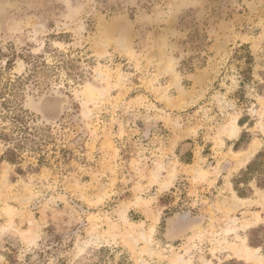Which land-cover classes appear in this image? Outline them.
Segmentation results:
<instances>
[{
  "label": "rangeland",
  "instance_id": "1",
  "mask_svg": "<svg viewBox=\"0 0 264 264\" xmlns=\"http://www.w3.org/2000/svg\"><path fill=\"white\" fill-rule=\"evenodd\" d=\"M262 166L264 0H0V264H264Z\"/></svg>",
  "mask_w": 264,
  "mask_h": 264
},
{
  "label": "trees",
  "instance_id": "2",
  "mask_svg": "<svg viewBox=\"0 0 264 264\" xmlns=\"http://www.w3.org/2000/svg\"><path fill=\"white\" fill-rule=\"evenodd\" d=\"M250 70L251 69L249 67L248 68V71H250ZM14 120H16V121L19 120L18 119V115L17 116H14ZM238 124L240 126H243L244 122H242L241 120H238ZM10 152L13 153L11 149H10ZM260 157H262V153L261 152H259V153L256 154V156L253 158L252 162H250L248 164V167L247 168L248 169L251 168L253 166L251 164H254V162L256 161V159H261ZM8 160L9 161H13L12 158H9ZM258 173H261L262 177H261V181L257 183V186L259 188H264V166H262V167L259 168ZM247 177H248V172L246 171V172L243 173V176L242 177L236 178L232 182L233 183V189L235 190V192L238 195V197H241V198L247 197L246 194L250 191V188H248V187L247 188H243V187L240 186L241 182H246L248 180ZM249 244H250V246L255 247V248L256 247H259V245H260L255 239L253 240V238H251V241L249 242Z\"/></svg>",
  "mask_w": 264,
  "mask_h": 264
},
{
  "label": "bare ground",
  "instance_id": "3",
  "mask_svg": "<svg viewBox=\"0 0 264 264\" xmlns=\"http://www.w3.org/2000/svg\"><path fill=\"white\" fill-rule=\"evenodd\" d=\"M254 250H252V249H250V248H248V247H244V248H242L241 249V253H240V255L243 257V258H248L249 256H251V254H252V252H253ZM252 259V258H251ZM258 263V262H257Z\"/></svg>",
  "mask_w": 264,
  "mask_h": 264
}]
</instances>
